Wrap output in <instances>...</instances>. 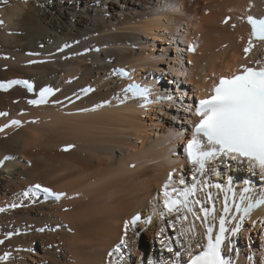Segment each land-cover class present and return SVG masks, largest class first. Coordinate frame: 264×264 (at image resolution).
<instances>
[{
  "label": "bare ground",
  "instance_id": "1",
  "mask_svg": "<svg viewBox=\"0 0 264 264\" xmlns=\"http://www.w3.org/2000/svg\"><path fill=\"white\" fill-rule=\"evenodd\" d=\"M263 4L0 0V83L21 78L37 89L55 88L38 105L28 103L33 95L21 87L0 91V113H7L0 116V239H6L0 257L10 254L0 264H112L120 255V264H185L190 252H199L203 216L188 214L178 221L176 214L166 213L161 219L157 201L170 171L193 178L181 148L194 117L189 106L208 92L217 75L249 63L258 48L245 56L249 30L241 14ZM191 39L195 53L187 54ZM67 44L72 46L58 51ZM116 66L127 67L130 78L150 84L165 100L154 97L144 104L124 96L121 88L130 78L112 76L110 68ZM210 167L254 178L237 164ZM209 173L208 168L204 178ZM33 185L63 195L43 200ZM136 213L143 220L129 226L127 247L110 257L125 234V221ZM147 217L151 223L145 227ZM262 218L264 205L237 235L231 230L225 238L223 255L232 264H249V249L255 264H264L261 235L255 246L246 243L248 238L255 242L249 234L257 238ZM242 238L246 246L240 249Z\"/></svg>",
  "mask_w": 264,
  "mask_h": 264
},
{
  "label": "snow or ice",
  "instance_id": "2",
  "mask_svg": "<svg viewBox=\"0 0 264 264\" xmlns=\"http://www.w3.org/2000/svg\"><path fill=\"white\" fill-rule=\"evenodd\" d=\"M247 22L251 26V33L248 40V46L244 48L245 56L252 49L254 41L264 42V17L254 18L247 17ZM189 50H194L191 47ZM251 63L257 65L251 67L246 64L240 65L238 71L233 72L229 76H221L218 83H214L210 89V95L199 99L195 103L194 115L198 118L192 128L191 139L184 146L188 162L193 166L195 172L204 173L208 162L217 157H231L233 160L245 159L249 162L253 169L259 168L264 174V62L256 60ZM15 84H24L29 91L32 85L27 81L12 80L7 83H0V89L7 90ZM51 89H41L38 99L29 100L28 103L38 105L45 102V97L51 93ZM147 89L139 91L137 94L144 95ZM192 106H189L191 111ZM7 113H0V116ZM11 124L19 125L20 121L12 120ZM5 125L4 127H8ZM3 128H0L2 131ZM5 159H8L5 157ZM0 163H3L0 161ZM168 180H172V174L169 173ZM184 184L183 179L180 180ZM40 188V185H36ZM207 187V185H205ZM215 187L220 188L217 184ZM49 193V189H43ZM248 192L249 189H244ZM196 186L186 187L183 190L175 188L169 191V183L163 185V208L160 212L161 219L165 218V214H176L178 221H186L187 215L182 213L186 210L197 219H201L193 210V205H202L204 202L200 200H189V197L195 196ZM175 194V195H174ZM27 195V193H25ZM59 199L62 193L55 194ZM243 199V197H242ZM211 201V195L208 196ZM264 204V197L257 199L255 203H249L247 207L242 208L241 204H236L237 211H243L247 215L253 207ZM203 214V224L205 226L206 243L196 244L201 251L195 255L190 252V258L187 264H232V262L222 254L225 242V216L222 214L219 218V231L213 236L212 226L209 224V217L214 218L215 208L200 207ZM229 212V206L225 202L223 213ZM139 215L133 216L130 221H125L124 236L121 237L119 244L115 246L109 256L113 257L114 253L121 252V246L127 247V232L129 226H135L139 221ZM243 219V217H241ZM43 229H41L42 231ZM163 231V229H161ZM189 231H193L190 228ZM3 243V241H0ZM169 252L173 251L172 246H166ZM228 251H232L229 246ZM9 253H5L0 259H7ZM180 256L181 253H174ZM251 259V257H250ZM123 256L120 255L119 260L113 259L112 264H120ZM152 264V261H149Z\"/></svg>",
  "mask_w": 264,
  "mask_h": 264
},
{
  "label": "rangeland",
  "instance_id": "3",
  "mask_svg": "<svg viewBox=\"0 0 264 264\" xmlns=\"http://www.w3.org/2000/svg\"><path fill=\"white\" fill-rule=\"evenodd\" d=\"M69 4H70V3H69ZM92 4H93V5H96V3H95L94 1L92 2ZM165 84H167V83H165ZM178 142H180V141H178ZM183 143H184V139H183V141H181V148H182ZM174 176H176V175H174ZM157 202H160V203H161V197H160V201L158 200ZM144 213H145V212H142L143 216H145ZM65 227H67V224L64 225V228H65ZM66 229L68 230V228H66ZM8 231H9V230H8ZM8 234H9V232H8ZM11 234H13V233H11ZM143 235H144L143 232H142V233L140 232L139 235H138V237H139L140 239H143ZM144 236H145V235H144ZM251 236H252V238L255 240V242H253L251 239H248V240L250 241V244H251V245H253V243H254V246H255V244H256L257 241H258V239H257L258 237L255 238V236H253V234H251L249 237H251ZM146 239H147V238H146ZM5 240H6L5 238H1V239H0V241H3V243L5 242ZM146 242H147V241H146ZM3 243H0V246H1ZM144 243H145V242H144ZM239 243H241V244H239ZM239 243H238V244H239V247H240V249H242V248H243V244H244V242H243V238L239 241ZM144 246H145V245H143L142 247H144ZM153 246H155V245H153ZM244 246H246V245L244 244ZM256 246H257V245H256ZM48 247H49V248H52V247H50V245H49ZM146 259H147V258L145 257V263L147 262ZM135 260H136V259H135ZM134 262H135V261H134Z\"/></svg>",
  "mask_w": 264,
  "mask_h": 264
}]
</instances>
